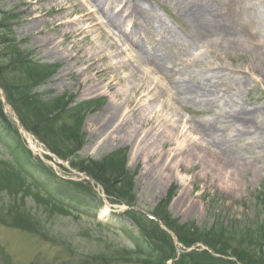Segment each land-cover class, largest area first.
<instances>
[{"label":"rangeland","instance_id":"obj_1","mask_svg":"<svg viewBox=\"0 0 264 264\" xmlns=\"http://www.w3.org/2000/svg\"><path fill=\"white\" fill-rule=\"evenodd\" d=\"M68 1L0 0V14H6L3 16L10 21V28L0 32V39L11 41L25 59L46 67L43 71H50L49 78L36 89L46 104L65 98L67 111L63 114L67 118L81 108L86 141L79 156L101 161L127 150L126 165L134 176L136 197L132 206L147 213L154 214L158 205L173 193L168 210L179 224L192 222L200 228L226 224L235 230L263 224L264 203L258 197L264 194V138H259L255 129L233 142L231 150L238 162L231 161L227 172L189 156L185 149L188 144L201 142L194 129L205 124L224 141L234 137L243 125L224 120L228 108L244 110L253 126L264 124V0H199V4L207 5L205 13L212 20L208 37L198 34L186 16L188 0H135L147 13L150 25L142 19L139 28L132 13H123L127 19L121 20L122 32L107 27L91 0H75L80 11L86 10L96 20L91 24L96 27L90 29L86 39L76 37L74 32L67 33L69 28L63 26L79 14L67 19L60 12L51 13L55 4ZM132 1L105 0L102 8L109 14L124 7L130 11ZM85 22L79 27L90 25ZM99 28L104 32L103 41L95 32ZM122 33L135 36L131 39L141 44L143 61L130 41L123 40ZM228 39L235 43L233 50L223 47ZM49 41H55V45L48 47ZM109 44L116 46L110 48ZM56 45H59L57 52L52 50ZM100 54L106 60L99 67L109 70L105 77L96 69L87 71L85 63ZM152 60L157 61L158 70L145 63ZM112 76L120 81L115 90L109 91L107 85ZM209 78L219 87L220 101L216 107L186 104L178 108L171 101L178 82L206 83ZM0 82L10 87L8 83L13 78L4 76ZM96 85L100 91L89 89ZM142 87L149 90L143 94L142 104L130 106L134 92ZM113 103L121 106L124 113L118 124L105 134L100 131L106 120L103 116ZM11 113L9 109L8 116ZM12 124L17 127V122ZM6 127L8 124L0 120V168L15 162L17 157L11 149L15 138ZM185 137L186 146L181 148ZM241 160L246 164L239 168ZM31 162L26 165L31 173L29 182L39 184V190L60 200L57 201L60 204H69L64 198L68 195L82 205L71 207L68 216L49 215L32 198L26 200V205H18L19 199L9 191H0V264H103L102 257L111 255L110 264H137L135 260L112 259L119 250L133 253L139 249V228L128 216L117 215L126 207L108 198L103 201V208L96 209V201L99 204V198L103 199L101 187L96 188L99 195L85 194L82 189L71 192L61 180L90 182L85 174L74 171L69 161L60 164L33 149ZM20 207L39 219L40 226L31 227L30 232L14 228L13 216ZM106 209L108 212L104 213ZM259 255L264 257V250Z\"/></svg>","mask_w":264,"mask_h":264},{"label":"trees","instance_id":"obj_2","mask_svg":"<svg viewBox=\"0 0 264 264\" xmlns=\"http://www.w3.org/2000/svg\"><path fill=\"white\" fill-rule=\"evenodd\" d=\"M0 15V32H3L10 28L8 24L10 21L3 16L6 14ZM16 47L11 41L0 39V73L8 72L10 75L4 76L13 78V82L8 83L11 88L3 82H0V86L5 91L7 102L17 113L23 127L39 137L57 157L69 161L73 169L94 179L103 187L107 198L111 201L132 206L136 197L133 194L134 176L128 172L126 165L127 150L115 152L101 161L81 158L79 153L86 141L82 133L84 115L81 108L75 109L74 114L71 113L67 118L63 114L67 111V104H64L65 98H58L46 104L42 96L37 94L36 89L49 78L51 75L48 73L49 70L43 71L42 69L47 70L46 67L38 62L25 59L20 50H15ZM4 76L1 75L0 79ZM0 119L8 124L6 128L15 138L11 149L17 153L15 162L3 161L6 164L0 168V191H9L7 193L19 199L17 200L18 205L20 203L26 205V200L32 198L40 206L42 205L49 215L60 213L68 216L71 207L82 205L70 199L68 195L64 198L69 204L67 206L60 204L58 203L60 200L50 195L46 196L42 190H39V184L29 182L28 178L31 177V173L26 169V165L32 160V154L23 146L18 131L4 114L1 100ZM61 181L67 184L73 193L82 189L85 194H91V192L96 194L89 183ZM173 198V193H169L168 197L158 205L153 215L165 227L173 231L178 239V245H182L181 251L174 238L157 222L140 212L127 211L122 217L128 216L139 228V249L133 253L119 250L116 256L112 257L115 262L130 259L135 260L137 264H167L171 261L173 264H264V260L258 258H264L259 255L264 250V222L263 224L258 223L255 228L244 230H235L226 224L210 228H200L192 222L179 224V220L171 216L168 210ZM258 200L264 203V194L260 193ZM99 202L98 204L96 201V209L104 205L102 199H99ZM13 217L14 225H12L27 231L31 227L32 229L37 228L41 223L22 207L15 211ZM202 246L207 247L208 250L201 251ZM192 247L196 249L188 252ZM111 256L102 257L103 264H110Z\"/></svg>","mask_w":264,"mask_h":264},{"label":"bare ground","instance_id":"obj_3","mask_svg":"<svg viewBox=\"0 0 264 264\" xmlns=\"http://www.w3.org/2000/svg\"><path fill=\"white\" fill-rule=\"evenodd\" d=\"M74 1L75 0H70L66 4H55V8L52 9L51 13L60 12L58 14H63L67 19L70 18L73 14L76 13L79 14L80 16L77 15L75 20H73L72 22L71 21L66 22L69 23L70 25L65 26L66 24L65 23L63 26L69 28L66 29L67 33L68 31L74 32L76 37L83 36L86 39L87 38L86 36H88L91 32L90 29L96 27V26H91V24L96 20L94 16L89 12L87 13L86 10L80 11L78 9V5ZM91 3L94 4V7H96L98 11L102 14L103 18L107 22V27L109 28H114L118 31L120 29L121 31V25H122L121 20L125 21V19H127V17L123 16V13L124 14L132 13L134 18L136 19L135 23L139 28H141L142 26L141 24L142 19H144V23L147 26L150 25V20L147 17V13L140 8V6L136 3L135 0L129 3V8L131 9V10L129 9L130 11L125 10L126 8L124 7L121 8L118 11V13H112V14L103 11L104 9L102 8V5L105 4V0H91L90 4ZM199 3H200L199 0H197V2L188 0L185 4V9H187L186 16L188 17V19L190 20V22L192 23L193 27L195 28L198 34H201L204 37H208L210 35L209 23L212 20L205 13V7L207 8V5H201ZM208 8L211 7L208 5ZM69 9H72L71 13L68 12ZM83 12H86V14H84ZM136 14L139 15V18L137 17ZM211 14H213V11ZM66 18L65 20H67ZM85 21L90 23V25L88 27H79L80 26L79 24ZM101 31L102 29L99 28L95 32L96 34H98L97 35L98 39L103 41L105 40L103 36L104 32L102 31L101 33ZM121 35L124 41H130L131 45L137 49L138 58L140 61H143L144 58H143L142 48L140 46L141 44L137 42L135 39H131V38H135V36L133 37L132 36L133 34L125 35V33L124 34L122 33ZM151 36L154 37L153 34H151ZM54 42L49 41L47 43L48 47L54 46L55 45ZM63 43L65 42H61L60 44ZM217 43H219L218 40ZM224 44L225 45L223 47L228 48L229 50H233L235 47V43L231 39H228V41H226ZM58 46L59 45H56V47L52 48V50L57 52ZM115 46H116L115 44L114 45L109 44L110 48H115ZM75 59L76 61L79 60V54H76ZM105 60L106 58L104 57V55L100 54L96 57L90 58V60L88 61H85V63L88 64L87 71L96 69L101 77L107 76L109 70L107 68L101 67L102 68L101 69L99 67V63H101L102 61L104 62ZM145 63L147 65H151V66L153 65L154 68L158 70V68L155 67L157 63L156 60L148 61ZM119 81L120 80L116 76H112L110 78V83L107 85V89L109 91L115 90L116 84H118ZM89 89L92 90L93 92L100 91L97 85ZM174 90L175 92L171 94V101H173L174 105H177L178 108L179 107L182 108L186 104H195V105L197 104L199 107L202 108H213L216 107L218 105V101H220L219 87H215V83L212 78H209L206 81V83L200 80H195V81L185 80L183 82H178L174 86ZM148 91L149 90H146L143 87L140 88L139 90H136L134 92V96L132 100L129 103L130 106L132 107L140 106L143 101L142 98L143 94ZM162 94H163L162 92H159V95ZM105 113L106 114L103 116V120L104 119L106 120L104 124L101 126L100 131H104V133L107 134L118 124L124 112L121 106L113 103ZM248 116L249 115L242 109L233 110L228 108V110L225 111L224 113V120H226L227 122L235 121L237 124L239 123V125L240 124L243 125L237 130L236 135L234 137H231L229 140L224 141L223 139L220 138V134H218L217 132H215L213 129L210 128L209 124H205L201 127H197L196 129H194L197 135L200 136L201 142L188 144L187 148L185 149V152L189 154V156L191 157L196 156L197 160H199L202 163L204 162L205 164H208L210 162L215 166L219 167V169L221 168L227 172V166L231 167V165H229L231 161H233V164H235V162H238L237 158H235V155L232 153L231 150L233 142L235 140L239 141L241 137L248 136L247 134L253 132L254 129L256 134L259 135V138L262 137L264 138V124L261 123L253 126L251 125L250 123L251 120H249ZM156 119L157 118H155L154 120ZM181 141H182L181 148H183L186 146L187 143L186 137L183 138ZM241 161L243 163L240 164L239 168H242L244 164H246V161L243 160ZM105 212H108V210L106 209L104 213Z\"/></svg>","mask_w":264,"mask_h":264}]
</instances>
